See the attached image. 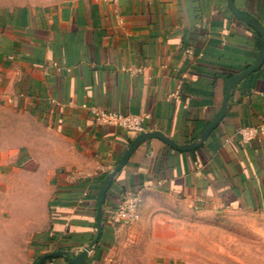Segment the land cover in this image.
Listing matches in <instances>:
<instances>
[{"label":"crops","instance_id":"obj_1","mask_svg":"<svg viewBox=\"0 0 264 264\" xmlns=\"http://www.w3.org/2000/svg\"><path fill=\"white\" fill-rule=\"evenodd\" d=\"M233 4L244 20L227 0L0 8V113L51 138L19 127L24 140H0V264L123 263L135 223L114 214L126 192L141 220L163 209L151 196L264 214V134H237L264 128V60L243 75L259 63L264 0ZM91 107L149 120L127 133Z\"/></svg>","mask_w":264,"mask_h":264},{"label":"rangeland","instance_id":"obj_2","mask_svg":"<svg viewBox=\"0 0 264 264\" xmlns=\"http://www.w3.org/2000/svg\"><path fill=\"white\" fill-rule=\"evenodd\" d=\"M64 1L68 0H0V8ZM19 127L23 133L30 129L40 138L51 139L32 120L0 113L2 142L24 140L25 134L17 132ZM149 200L164 210L157 209L142 220L139 215L133 222L135 233L123 248L125 260L120 264H264V214L238 209L203 214L173 208L161 197L151 196ZM170 208L176 210L174 215L161 213Z\"/></svg>","mask_w":264,"mask_h":264},{"label":"built area","instance_id":"obj_3","mask_svg":"<svg viewBox=\"0 0 264 264\" xmlns=\"http://www.w3.org/2000/svg\"><path fill=\"white\" fill-rule=\"evenodd\" d=\"M89 113L96 124L118 127L127 133L143 131L145 123L149 120L148 114H119L99 107L89 108ZM237 134L242 144H249L258 135L264 134V128L243 127L237 130ZM139 203L140 199L136 193H122L114 214L115 218L125 223L135 222L139 218Z\"/></svg>","mask_w":264,"mask_h":264},{"label":"water","instance_id":"obj_4","mask_svg":"<svg viewBox=\"0 0 264 264\" xmlns=\"http://www.w3.org/2000/svg\"><path fill=\"white\" fill-rule=\"evenodd\" d=\"M227 3H228V6L229 8L231 9V11L233 12V14L239 19V20H244L239 11L235 8L234 4H233V0H227ZM258 32L261 34V53H260V56H259V63L256 65V66H253L251 67L249 70L245 71L243 73V75L247 74L249 71L251 70H254L258 67H260L263 63V60H264V31L263 30H258ZM237 78H233L232 81L236 80ZM102 195H103V192H101L100 194V202L102 200Z\"/></svg>","mask_w":264,"mask_h":264}]
</instances>
